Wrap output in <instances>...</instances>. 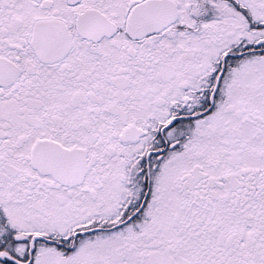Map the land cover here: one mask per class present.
<instances>
[{"label":"snow or ice","instance_id":"1","mask_svg":"<svg viewBox=\"0 0 264 264\" xmlns=\"http://www.w3.org/2000/svg\"><path fill=\"white\" fill-rule=\"evenodd\" d=\"M0 264H264V0H0Z\"/></svg>","mask_w":264,"mask_h":264}]
</instances>
